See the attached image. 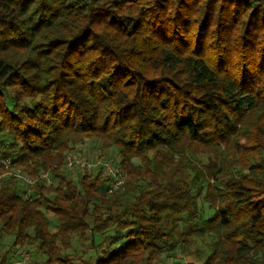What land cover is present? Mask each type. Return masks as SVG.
I'll return each instance as SVG.
<instances>
[{"label": "trees", "instance_id": "16d2710c", "mask_svg": "<svg viewBox=\"0 0 264 264\" xmlns=\"http://www.w3.org/2000/svg\"><path fill=\"white\" fill-rule=\"evenodd\" d=\"M30 249L264 264V0H0V264Z\"/></svg>", "mask_w": 264, "mask_h": 264}, {"label": "rangeland", "instance_id": "374dc122", "mask_svg": "<svg viewBox=\"0 0 264 264\" xmlns=\"http://www.w3.org/2000/svg\"><path fill=\"white\" fill-rule=\"evenodd\" d=\"M77 150H79V153L76 157L77 158L76 162L77 161L80 162L81 165H84V164L94 165L96 163H101L102 161H104L103 158H98V155H97L98 147L94 144L85 143L84 145L79 146ZM79 171H81V169ZM81 172H85V171L82 170ZM70 174H71V177L74 179L77 176V170H74V169L71 170ZM203 247L204 246L202 243H200L199 241H194L190 245V247H188L187 249L183 251V255L179 254V252H176L175 257L177 258L181 256L184 257L185 254H189L188 256H190L191 259L196 258V256L199 254L198 252L201 249H203ZM22 253L25 258L26 264H30L34 260H39V257L37 256V254L35 253L33 249H30L29 256L25 255L24 250Z\"/></svg>", "mask_w": 264, "mask_h": 264}, {"label": "built area", "instance_id": "2783aa9c", "mask_svg": "<svg viewBox=\"0 0 264 264\" xmlns=\"http://www.w3.org/2000/svg\"><path fill=\"white\" fill-rule=\"evenodd\" d=\"M80 166V162H73V160L68 158V163L67 166L68 168H73L74 166ZM96 165H100L101 169L103 170V173L108 177L111 178V186L109 189V192L112 190H117L118 188H120L123 184H124V179L125 176L119 172L118 170H115L113 168H111L107 163H96V164H92V165H88V164H84L81 165L82 167L80 168L81 170L90 172L92 167L96 166ZM43 179H46V175H42L41 176ZM24 181H26V183L28 184H32L33 181L29 180V179H25ZM14 264H26L25 260H19V261H15Z\"/></svg>", "mask_w": 264, "mask_h": 264}]
</instances>
